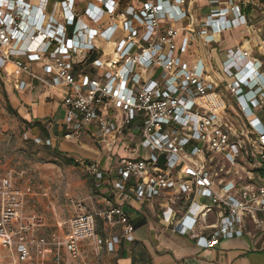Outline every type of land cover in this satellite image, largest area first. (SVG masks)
Instances as JSON below:
<instances>
[{"label":"built area","instance_id":"built-area-1","mask_svg":"<svg viewBox=\"0 0 264 264\" xmlns=\"http://www.w3.org/2000/svg\"><path fill=\"white\" fill-rule=\"evenodd\" d=\"M251 4L0 0V71L12 87L63 89L65 139L91 135L118 155L116 166L88 164L113 196L106 208L73 202L48 236L26 212L32 185L0 172V264H88L84 242L99 256L117 252L136 240L129 198L163 220L170 211L168 226L201 247L264 232V37L249 32ZM238 29L240 43L222 47Z\"/></svg>","mask_w":264,"mask_h":264},{"label":"rangeland","instance_id":"rangeland-1","mask_svg":"<svg viewBox=\"0 0 264 264\" xmlns=\"http://www.w3.org/2000/svg\"><path fill=\"white\" fill-rule=\"evenodd\" d=\"M250 1L255 2V4H251L249 7L252 10V26L249 32L252 37L256 33L264 37V0ZM194 8L200 12L198 15H204V10L200 11V9L205 8L204 3L199 4V6L195 3ZM247 32L245 30L246 34ZM231 35L232 40H227V43H233L238 36L241 41L240 38L244 37L245 34L242 33L241 29H238L232 31ZM253 49L256 51V48L253 47ZM35 66L37 67V64ZM15 70L14 68V72ZM35 85L38 86L36 81ZM14 94L25 99L26 96L31 95L34 103L40 99L44 103V96L39 98L38 88L32 94L29 91L19 93L12 87L4 72L0 71V172L12 170L20 184L32 185L36 195L26 203L25 208L27 213L36 214L37 218L44 221L45 224L40 228L41 235L48 236L54 231L60 233L59 223L72 216L73 202L82 200L93 211L105 209L107 201L104 197L107 195L108 198H113V196L108 195L110 191L107 192L106 185L102 184V188L98 186L100 182L89 172L88 164L99 161L102 166H116L117 152L103 150L91 135H84L74 142L66 140L62 134L65 129L60 125H57L56 128V134L60 137L59 142L46 144L39 141V137H45L44 133L39 127L26 124L24 121L26 119L25 110L22 108L23 101L20 105L18 102L13 104L11 97ZM50 104L47 101V110H49ZM122 154L125 153L122 152ZM66 155L73 157L78 164L65 163ZM162 216L163 214H160V217ZM152 220H155V224L157 223L156 218ZM98 229L103 235L110 232L105 229L104 222L100 217H98ZM144 229L142 228L138 234L144 232ZM167 234H171L173 238L185 237L171 229L167 230ZM137 245L125 246L122 250L124 252L130 248L131 253L129 254L134 256V264H147V256L143 249ZM82 257L86 259L88 264H116L117 259L114 253L104 252L100 256L96 255L91 246L83 251ZM5 264H10V261L6 260Z\"/></svg>","mask_w":264,"mask_h":264},{"label":"crops","instance_id":"crops-1","mask_svg":"<svg viewBox=\"0 0 264 264\" xmlns=\"http://www.w3.org/2000/svg\"><path fill=\"white\" fill-rule=\"evenodd\" d=\"M203 10L205 14L207 13L208 8H204ZM231 34L232 32L224 35L220 43L222 47H230L239 43V36L233 43H227V40H232ZM36 88H38L39 91V98L44 96V103L41 99L37 103H34L31 95L28 97L26 96L25 99L16 94L11 97L12 103L15 104L18 102L20 105L23 101V104L27 106L26 107L22 104V108L25 110L24 116L29 121L36 118L49 119L54 121L56 125L63 126V109L61 106L62 97L64 95L63 89L54 88L51 90H44L42 87L34 85L33 90H27L25 92L29 91V93L32 94ZM47 101L48 103H51L49 110L46 108ZM261 117L264 120V112L261 114ZM50 136L56 137L54 144L59 142L58 139H60V137L58 134L52 133ZM21 185L24 186L22 183ZM32 195H36V193L34 192ZM120 200H124L123 195L120 196ZM123 205L125 210L126 208L129 210L132 221L137 224L135 232V236H137L135 242H124L117 252H115L116 254L114 253V255L117 256L116 264H133L134 256L129 254L131 253L130 248L124 250V252L122 250L123 247H131L132 244H138L137 246H140L143 249V252L148 259L147 264H264L263 231H257L252 237L241 236L223 239L218 244L205 248L199 246L196 240L190 236L184 235L187 237L179 239L173 238L171 234H167V230L171 229L174 231L168 226L167 222L172 217L170 213H167V218L163 220L158 215L157 207L148 203H139L132 198L124 201ZM155 218L157 219L156 224L154 222L155 220H152ZM141 219L142 222H138ZM142 228H145L144 232L138 234ZM150 234L152 235L150 236ZM87 247V243H82L84 251ZM120 252L121 255L119 256ZM18 264L30 263L22 262Z\"/></svg>","mask_w":264,"mask_h":264},{"label":"trees","instance_id":"trees-1","mask_svg":"<svg viewBox=\"0 0 264 264\" xmlns=\"http://www.w3.org/2000/svg\"><path fill=\"white\" fill-rule=\"evenodd\" d=\"M24 121L26 122L27 125L39 127V129L44 133L45 137H49L52 133H56L57 125L54 123V121H51L49 119H37L36 118V119H32L31 121L24 119ZM62 134L65 135L66 131H64ZM65 163L71 164V165L78 164L77 161L69 155L65 156ZM98 186L102 188L101 185H98ZM126 211L129 213V210L127 208H126ZM138 222H142V219L139 220ZM134 261L135 260L133 257V264H134Z\"/></svg>","mask_w":264,"mask_h":264},{"label":"bare ground","instance_id":"bare-ground-1","mask_svg":"<svg viewBox=\"0 0 264 264\" xmlns=\"http://www.w3.org/2000/svg\"><path fill=\"white\" fill-rule=\"evenodd\" d=\"M9 70L11 71V72H14V67L13 66H10L9 67ZM167 213H170L171 215H172V213L170 212V211H168ZM166 222V221H165Z\"/></svg>","mask_w":264,"mask_h":264}]
</instances>
